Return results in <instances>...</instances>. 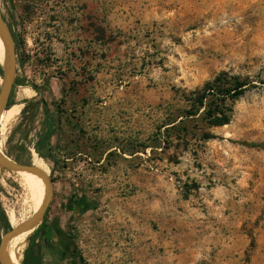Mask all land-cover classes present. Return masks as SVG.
Here are the masks:
<instances>
[{
  "label": "rangeland",
  "instance_id": "374dc122",
  "mask_svg": "<svg viewBox=\"0 0 264 264\" xmlns=\"http://www.w3.org/2000/svg\"><path fill=\"white\" fill-rule=\"evenodd\" d=\"M0 13L22 104L2 148L39 166L26 123L43 99L58 110L40 157L54 180L43 264H264V0H0ZM222 71L250 82L232 121L179 117L183 92ZM22 178L0 167V241L6 217L35 211Z\"/></svg>",
  "mask_w": 264,
  "mask_h": 264
},
{
  "label": "trees",
  "instance_id": "16d2710c",
  "mask_svg": "<svg viewBox=\"0 0 264 264\" xmlns=\"http://www.w3.org/2000/svg\"><path fill=\"white\" fill-rule=\"evenodd\" d=\"M2 75V68L0 63V76ZM19 78L16 79L18 84ZM250 82L248 78H244L241 75L231 74L227 71H222L216 75L213 79L208 80L203 87L197 88L191 91H184L182 99L184 105L181 107L180 116L182 119L185 117L199 118L205 122L209 127L222 126L232 121L234 116V105L238 99L245 95L249 89ZM37 89V86H33ZM42 107L38 105L30 120L26 123V134L23 137L20 147L27 148L29 151L32 149L36 151L43 159H48V153L55 148L54 137L58 134V120L56 118V112L58 110H51L48 102L43 99ZM14 103L9 100L8 108ZM43 108V119L39 127H34L33 121L35 117L40 113V109ZM29 110V106L26 105L23 109V113ZM180 119V120H182ZM176 121H172L168 124H174ZM172 126H179L178 124ZM36 130V139L30 142L28 134L32 130ZM185 134H189L190 130L183 127ZM203 140H209L212 136L208 133L203 135ZM36 157L35 160L40 164L38 167L48 172V166L45 161ZM4 224L7 230L11 229V225L5 218ZM47 225L44 221L38 226V228L29 236V246L27 247L22 264H43L45 254L43 252L44 246L52 249L53 233L50 229L46 228ZM85 260L80 257L78 264H84ZM1 264V263H0Z\"/></svg>",
  "mask_w": 264,
  "mask_h": 264
},
{
  "label": "water",
  "instance_id": "95a60500",
  "mask_svg": "<svg viewBox=\"0 0 264 264\" xmlns=\"http://www.w3.org/2000/svg\"><path fill=\"white\" fill-rule=\"evenodd\" d=\"M0 39L3 45V59L0 61L2 68V83L0 86V129L2 124V117L4 112L8 109V103L16 84L18 76L17 72V48L16 40L13 31L5 19L0 13ZM24 85H32L31 81H22ZM0 167L1 173H4L6 169L15 172L26 171L33 173L42 178L45 185V195L41 206L37 209L30 218L26 221L13 226L11 229L5 232L0 241V263L1 264H20L14 262L11 257L10 247L13 240L26 233L33 232L43 222L45 213L50 201L54 195V180L44 169L36 166L34 163H23L13 159L1 146L0 143Z\"/></svg>",
  "mask_w": 264,
  "mask_h": 264
},
{
  "label": "bare ground",
  "instance_id": "6f19581e",
  "mask_svg": "<svg viewBox=\"0 0 264 264\" xmlns=\"http://www.w3.org/2000/svg\"><path fill=\"white\" fill-rule=\"evenodd\" d=\"M0 59L2 60L3 59V45H2V41L0 39ZM28 88V87H27ZM30 90V89H29ZM28 89L25 90V94L29 95L30 94V91ZM32 90V89H31ZM33 92V91H32ZM34 93V92H33ZM35 94V93H34ZM20 104V103H19ZM22 105V104H21ZM21 105H17V104H13L12 106H10L3 114V117H2V122L3 121H9L12 119L13 121V118L19 113V109H21ZM22 111V110H21ZM21 114V113H20ZM18 116V115H17ZM16 116V117H17ZM9 123V122H8ZM7 126V125H6ZM20 173L22 176H23V181L26 185H28L29 189L32 190L33 192V195H34V206H35V211L37 209H39V207L41 206L42 204V201H43V198H44V195H45V185H44V182L42 180L41 177L33 174V173H29V172H26V171H21V172H18ZM17 176V175H16ZM21 178V177H20ZM24 184V185H25ZM26 187V186H25ZM34 211V212H35ZM30 232H26L18 237H16L12 244H11V247H10V253H11V257L12 259L14 260V262H18L20 261V258H19V255H18V252H19V249H20V245L21 243L23 242V240L25 239L26 235H28ZM23 248V247H22ZM21 256V255H20Z\"/></svg>",
  "mask_w": 264,
  "mask_h": 264
},
{
  "label": "flooded vegetation",
  "instance_id": "af4514ba",
  "mask_svg": "<svg viewBox=\"0 0 264 264\" xmlns=\"http://www.w3.org/2000/svg\"><path fill=\"white\" fill-rule=\"evenodd\" d=\"M18 77H19V75H18Z\"/></svg>",
  "mask_w": 264,
  "mask_h": 264
}]
</instances>
